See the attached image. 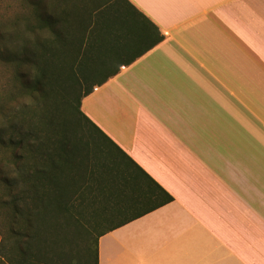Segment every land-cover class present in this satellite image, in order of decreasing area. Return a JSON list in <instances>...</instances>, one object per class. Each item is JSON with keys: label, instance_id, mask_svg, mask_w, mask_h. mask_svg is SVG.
Returning a JSON list of instances; mask_svg holds the SVG:
<instances>
[{"label": "crops", "instance_id": "crops-1", "mask_svg": "<svg viewBox=\"0 0 264 264\" xmlns=\"http://www.w3.org/2000/svg\"><path fill=\"white\" fill-rule=\"evenodd\" d=\"M163 36L81 112L172 201L97 264H264V0H128Z\"/></svg>", "mask_w": 264, "mask_h": 264}, {"label": "trees", "instance_id": "trees-1", "mask_svg": "<svg viewBox=\"0 0 264 264\" xmlns=\"http://www.w3.org/2000/svg\"><path fill=\"white\" fill-rule=\"evenodd\" d=\"M25 2L0 30L10 69L0 105V264H97L98 237L172 198L84 116L81 101L163 36L128 0ZM88 180L106 194L92 224L112 225L61 252L77 243L65 232L81 234Z\"/></svg>", "mask_w": 264, "mask_h": 264}, {"label": "rangeland", "instance_id": "rangeland-1", "mask_svg": "<svg viewBox=\"0 0 264 264\" xmlns=\"http://www.w3.org/2000/svg\"><path fill=\"white\" fill-rule=\"evenodd\" d=\"M25 4H26L25 0L23 3L20 4H16L15 0H0V9L3 10L2 12H0V30L2 32L5 33V31L7 30L6 28H8L7 26L9 25V22L13 17L20 16ZM4 47H5V42L2 41L0 43V49L2 50L4 49ZM9 80H10V69L7 67V65H5V63L2 60H0V105H2L9 96L8 95L10 89ZM25 100L27 101L25 103L31 101L32 104L33 102L28 98L22 99V101ZM82 188L86 202V206H85L86 208H85L83 220H81V225L78 226V230L81 231V234L79 233L77 236H75V233L72 234L71 231L65 232L63 234V237H65L68 243L72 239H75L77 243H73L74 246L72 244L70 245L67 243L63 244L61 246L62 248H60L62 249L60 250L61 252H69V249H75L77 251L80 250L84 245L83 244L84 241L87 240L94 241V238L96 237L98 232L112 225V223L109 222L108 223L102 222L100 225L92 224V221L94 219V213L97 209H100V207L104 203V199H105L104 197L106 195L105 193L100 192L101 189L97 184V182L88 180L83 184ZM105 206H107V204Z\"/></svg>", "mask_w": 264, "mask_h": 264}, {"label": "clouds", "instance_id": "clouds-1", "mask_svg": "<svg viewBox=\"0 0 264 264\" xmlns=\"http://www.w3.org/2000/svg\"><path fill=\"white\" fill-rule=\"evenodd\" d=\"M23 2H24V0H15V3H16V4H20V3H23ZM2 11H3V10L0 9V12H2ZM26 35L28 36V38H30V39L32 38V37H31V34H26ZM30 102H31V101H29V103H30Z\"/></svg>", "mask_w": 264, "mask_h": 264}]
</instances>
